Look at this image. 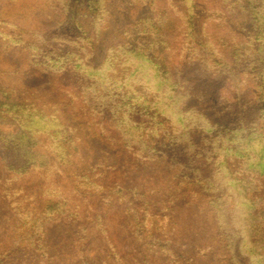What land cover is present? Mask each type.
<instances>
[{
    "label": "trees",
    "instance_id": "trees-1",
    "mask_svg": "<svg viewBox=\"0 0 264 264\" xmlns=\"http://www.w3.org/2000/svg\"><path fill=\"white\" fill-rule=\"evenodd\" d=\"M142 1L154 10L152 19H144L151 30L138 40L139 46L146 47L136 46L131 51L135 56L127 59L122 57L124 49H119L113 57L97 61L96 46L92 48L91 44H85L84 39L70 40L69 43L77 45L75 49L43 44L40 40L37 44H29L27 31L21 39L12 41V46H0V61L5 57L11 64L0 67V75L13 73L20 76L23 86L40 93L48 101L44 106L54 107L56 113V117L49 120L44 106L32 105L23 96L12 100L16 90L0 80V119L9 116L12 122L24 121L22 128L25 129L19 137L20 144L19 141L12 142L5 149L16 154L24 151L33 160L37 154L36 144L26 130L45 133L47 129H53L61 116L70 112L72 121L67 119L66 122L84 120L89 129L92 128L90 122L99 118L98 134L116 155L125 156L122 161L130 163L129 167L138 174L144 177V161L162 163L165 160L171 165L162 164L176 171L172 181L175 191L167 196L163 194V199L154 189L145 194L143 185L126 188L127 199L135 209L132 227L141 241L151 240L150 251L163 253L171 264H179L184 259V256L178 258L170 244L165 243L167 238L148 231L146 221L154 208L173 205L177 199L187 196L192 204L194 201L208 203L207 215L212 223L208 229L217 233L214 244L218 247L217 254L224 257L222 260L227 264H250V257H255L256 264H264V209L256 213L259 202L264 200L251 196L257 189L253 178H239L228 166V160H244L251 177H264V40L259 45L252 42L247 46L242 43L241 35L236 34L234 39L240 38V45L233 46L228 34L217 37L214 34L209 36L206 45L200 46L201 50L194 47L197 50L194 54H184L183 61L178 62L180 57L175 52V46H183V38L191 36L193 25L187 24V13L192 12L195 19L199 9L207 15L206 22H213L214 13L224 17L244 10L245 5H253L251 15L259 28L258 35L264 38V0H207V7L200 0H181L187 13L181 8L183 4H177L176 0ZM108 3L109 0H93V12L98 18L96 25L103 19L101 15L109 14ZM218 17L215 16L217 20ZM219 42L225 46L217 47ZM186 46L189 45L186 43ZM8 49L16 51L11 58ZM18 52H25L22 61L17 57ZM188 72L196 76L186 78L183 74ZM212 94L215 101L209 103ZM67 95L71 97L68 104L64 97ZM106 155L113 156L111 153ZM104 161L109 163L105 157ZM97 164L101 167L103 162ZM206 166L211 167L209 174L203 173ZM225 171L231 176L233 193L224 186L221 173ZM138 179L129 181L125 178V181ZM123 183L113 184V187H124ZM95 186H101L107 192L114 189L103 183ZM130 191L138 204L129 197ZM16 195L17 192L10 191L6 197ZM236 200L242 204L238 212L232 209ZM57 206L64 212H55L53 207L45 212L27 209L23 211L25 213H19L18 208L15 210L11 216L15 226L11 223V227H5L7 236H0V264H6L9 257L19 254L25 246L27 249L22 252L28 253V245L35 249L34 252L43 251L40 258L45 255L44 247L38 245L43 231L37 234L36 227L47 219L44 217L48 214L52 218L56 213L70 215L66 205L58 203ZM38 213L39 216L34 218ZM74 213L77 220L83 218L81 213ZM18 218L26 222L25 230L22 229L24 225H19Z\"/></svg>",
    "mask_w": 264,
    "mask_h": 264
},
{
    "label": "rangeland",
    "instance_id": "rangeland-1",
    "mask_svg": "<svg viewBox=\"0 0 264 264\" xmlns=\"http://www.w3.org/2000/svg\"><path fill=\"white\" fill-rule=\"evenodd\" d=\"M200 1L207 7V0ZM176 2L183 4L181 8L187 13L185 3L181 0ZM251 9L253 5H245L244 10L240 9L224 17L214 13L213 22H206L207 15L201 13V9L199 13L195 12L197 14L195 19L192 12L187 13L185 20L189 18L187 24L191 23L193 26L190 38H183V46H175V52L180 57L178 62L184 60L186 57L184 54L188 53L187 56L194 54L197 51L194 47L206 45L209 36L214 34L216 37L228 34L233 46L240 45V38L234 39L236 34L241 35L242 43L247 46L252 42L259 45L264 38L258 35L259 28L251 15ZM107 10L109 14L107 16L100 14L103 19L96 25L98 18L93 12V0H0V46H12L11 42L21 39L23 33L27 31L29 44H37L40 40L43 44L67 46L70 49L72 46L75 49L77 45L69 43L70 40L84 39L85 44H91L92 48L96 46L97 61H102L108 56L113 57L119 49H124L123 58L135 56L131 51L139 46L138 40L151 30L150 24L144 19L154 17L153 8L142 0H109ZM215 16L222 19L218 17L217 20ZM186 43L189 46H186ZM220 46L225 44L219 42L217 47ZM198 50H201V47ZM8 52L11 58L16 51L8 49ZM24 54L25 52H18L17 57L20 61ZM156 55L158 56V53ZM8 60L2 57L0 67L6 64L10 66ZM187 60L191 59L187 57ZM189 72L183 75L186 74V78L196 76ZM198 74L201 75L202 71L199 70ZM71 78L75 79L74 76ZM0 80L8 88L16 90L17 94L13 95L12 100L23 96L24 99H29L32 105H48V101L44 100L40 93L31 87L23 86L17 74L3 73ZM65 89L69 90L63 87V90ZM230 93L231 96H235ZM64 97L65 103L68 104L70 95ZM213 97H215L213 94L209 96V103L215 101ZM43 108L49 120L56 117L54 107ZM6 112L9 111L6 109ZM8 117L0 119V236L2 238L7 236L8 231L5 227L15 226L11 216L17 208L19 213H25L23 211L27 209L45 212L49 207L55 208V212L58 210L64 212L57 206L59 203L66 205L71 213L66 216L56 213L53 218L50 214L44 217L43 213V217L47 219L36 227V233L41 234L43 231L44 235L38 243L45 249L42 258L40 257L44 254L43 251L34 252L35 249H30L28 245V253L22 252L27 249L25 246L19 254L9 257L6 264H171L163 253L155 254L148 249L150 239L141 241L136 236V230L132 227L135 209L127 199L126 190L127 187L137 188V185H143L145 194L148 195L151 189H154L157 196L160 195L162 199L163 194L167 196L174 193L172 181L176 171L162 164L170 163L165 160H162V163L144 161L145 167L142 171L144 177L141 176L129 167L130 163L122 161L121 158L124 159L125 156L116 155L114 149L98 134L96 128L99 118L90 122L92 128L89 129L87 121L84 120L66 122L67 119L72 121L71 112L55 122L56 125L52 127L54 130L47 129L45 133L25 131L36 144L34 149L37 154L32 160L24 151L23 154H16L5 149L11 146L12 142L19 141L20 144L19 137L25 130L22 128L24 121L19 122L10 117L15 120L12 122ZM47 132H50L49 135ZM60 140L63 145L61 147ZM46 155L51 157L48 158ZM104 157L108 164L105 163ZM97 162H103V165L100 167ZM228 166L239 178L251 180L253 178L257 182V189L251 196L264 200V177H251L252 173L244 160L237 158L228 160ZM210 169L211 167L206 166L203 173L209 174ZM146 177L150 179L147 181ZM125 178H129V181L132 178L139 179L135 182H126ZM121 181H124V187H113V184ZM96 183H103L114 189L107 192L101 186L96 187ZM10 191L17 192V195L7 198L6 195ZM129 197L136 204L139 203L132 191L129 192ZM186 198L187 196H183L173 205L154 208L153 214L148 211L147 230L167 238L164 240L165 243L170 244L175 254L179 255L178 258L184 256L179 264H227L222 260L224 257L220 256V253L217 254L218 247L214 244L217 242V233L208 229L212 224L207 215L210 209L208 203L194 201L192 204ZM263 209L264 201L262 203L260 201L256 213ZM75 211L81 213L83 218L77 220L73 217ZM143 214L144 211L142 216ZM38 216L39 213L34 218ZM18 222L20 226L24 225L22 229L25 230L26 222L19 218ZM28 243L27 241L26 244Z\"/></svg>",
    "mask_w": 264,
    "mask_h": 264
},
{
    "label": "clouds",
    "instance_id": "clouds-1",
    "mask_svg": "<svg viewBox=\"0 0 264 264\" xmlns=\"http://www.w3.org/2000/svg\"><path fill=\"white\" fill-rule=\"evenodd\" d=\"M221 175L223 177L224 186L227 188V190L230 193H233L234 192V185L232 184L230 174H228L225 171V172H222ZM241 207H242V204L239 200H236L232 205V209L234 212H238ZM250 264H256V258L255 257H250Z\"/></svg>",
    "mask_w": 264,
    "mask_h": 264
}]
</instances>
